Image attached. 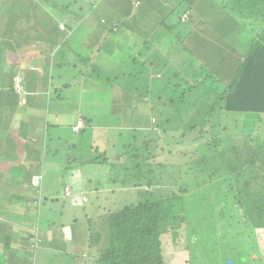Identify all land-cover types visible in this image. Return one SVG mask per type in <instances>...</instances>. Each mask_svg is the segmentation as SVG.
I'll return each instance as SVG.
<instances>
[{
    "label": "trees",
    "instance_id": "16d2710c",
    "mask_svg": "<svg viewBox=\"0 0 264 264\" xmlns=\"http://www.w3.org/2000/svg\"><path fill=\"white\" fill-rule=\"evenodd\" d=\"M114 1L117 9H127L123 20L109 31V36L114 37L121 26L128 25L142 37L135 44L139 49L131 47L129 55L115 63V69L121 67L120 61L126 63L127 71L117 75L111 69L104 88L121 86L135 104L143 100L144 110L136 114L134 105L133 127L126 130L138 131L142 136L139 139L131 136L133 142H128L127 152L112 153V158L120 162L113 175H119L120 181L113 182L121 189L131 188L133 184L139 200L107 213H97L98 227L94 219H89L87 249L81 255L83 264H166L163 242L166 236L171 242L186 241L185 264H264V139L260 134L250 133L239 138L230 131L233 124L239 123L240 115L244 116L241 122L246 125L250 120L254 125L264 119V0H219L220 6L230 13L231 25L227 28L240 42V46L230 49L229 57L220 59L224 69L233 65L228 74L212 63L210 54H204L202 62L193 59L191 49L206 37L193 39L195 26L202 25L197 19L191 20L190 0H139L138 12L131 17L128 15L132 0ZM185 1L190 3L187 9L178 11L177 5ZM197 2L199 0L194 1V5ZM94 5L95 2L87 10H93ZM65 10L67 15H77L76 10L69 11L66 7ZM72 26L68 24L69 28ZM83 27H87L86 24ZM96 41L91 40L92 45ZM154 49L159 53L153 62L148 59L151 72L165 75L166 83H160L159 87L155 82L154 89L148 78L141 89L132 67L146 66L143 58L146 55L150 58ZM15 84L18 89L16 79ZM3 92L0 87V97ZM157 102L163 107L160 113L154 109ZM195 108L200 113L197 114L199 121L182 130L165 129L170 122H179V114ZM156 115L164 116L160 117L164 127L157 124ZM246 117L250 120H244ZM2 121L7 125L0 113V125ZM152 125V130L141 128ZM153 132L154 136L149 137ZM81 139L87 143L88 133L82 132ZM191 145L195 149L190 148ZM159 148L167 150L165 160L157 159L156 149ZM65 154L74 160L68 151ZM107 155V151H102L85 161L93 163L99 158L103 161ZM184 176H188L189 187L183 185ZM22 180L19 173L12 182ZM206 180L210 182L205 184ZM65 186L69 184L61 187L62 194ZM33 211L37 216L26 230L23 248L17 251V256L6 251L5 258L0 256V264L3 259L4 264H27L25 253L34 255L35 248L46 243L42 238L44 226L53 235L59 228L64 230L57 207L48 215L45 209ZM6 213L2 215L5 222L0 223V231L7 227L5 231L13 236V226L17 225L15 221L10 222L9 212Z\"/></svg>",
    "mask_w": 264,
    "mask_h": 264
},
{
    "label": "crops",
    "instance_id": "0c3cea01",
    "mask_svg": "<svg viewBox=\"0 0 264 264\" xmlns=\"http://www.w3.org/2000/svg\"><path fill=\"white\" fill-rule=\"evenodd\" d=\"M104 1L102 0L91 11L85 10L84 18L82 16L78 20V12L82 10L78 0L77 15L69 14L67 22L61 19H48L49 27L32 18V14L45 18L44 8L40 4H34L32 0L29 2L31 8L28 12L31 16L22 12L25 17L24 22L16 19L15 23L17 24L14 27H8L5 25L3 17H0V23H3L0 25V44L3 45V48H0V87L4 89L0 97V113L4 115L7 123L6 125L2 121L0 125V132L2 131L0 133V168L2 162L12 159L18 162V171L23 176L20 183L13 181L12 192L8 193L7 200L3 199L4 202H0V223L5 222L2 215L7 214L6 211L9 212V220L18 219V222H21H15L17 229L14 228L12 232L13 236L11 237L14 238L16 233L20 241L15 246L12 245V242L6 244V240L11 234L5 231L7 227L0 231V245L7 246L8 254L17 256V251L23 248L24 243L21 242L27 236L26 230L34 224L37 214L34 211L30 213L27 211L38 208L42 211L43 200L46 202L47 199H50L53 202L55 199L51 197L52 190L49 187L44 188L45 194L42 197L39 196L40 191L37 192V187L31 184L32 177L41 176L44 180L45 176H51L49 172H52L53 165L57 166L60 162L67 163V161L69 163L71 159L67 156L68 154H65L66 151L70 153V156L73 155L75 162H80L85 157V160L96 157L99 155L100 149L101 152L105 151L113 144V141L107 139L109 135L111 138L120 136V130L124 131L133 127L132 121L131 127L128 128L127 122L123 120L124 113L128 112L127 91L116 85L115 92L117 95L122 94L123 98L116 100L112 99L113 89L104 88L97 91L94 86H96L95 81L98 82L101 79L109 81V70L101 68L108 66L111 61L107 60L106 56L113 54L111 56L113 58L116 54L115 51L119 49L123 51L124 57L128 56L129 50L139 49L135 44L139 43L142 35L125 25L119 28L117 35L110 37L109 31L116 29L117 25L121 23L127 8L117 9L116 5L113 7L114 9L105 11L99 7ZM139 3V0L131 1L132 8L128 17L138 12ZM34 6L36 8H33ZM71 23L73 26L69 28L68 24ZM25 24H29L31 29L34 28L30 35L25 34L28 42L22 40L17 42L14 38L15 42L10 45L11 38L6 35L8 29L14 32L22 31V26ZM60 24L64 25L63 29L59 28ZM83 24H86L87 27H83ZM79 29H83L84 34L80 38ZM94 39L97 41L95 45H92L91 40ZM30 58L35 61L31 62ZM75 58L76 60H74ZM148 59L151 62L154 61L146 55L142 63L146 61L144 64L147 65L148 62L149 65L150 60ZM119 64L121 67L116 69L115 66L113 67L118 73L127 71L126 63L120 61ZM148 74L151 78L159 76V73L153 74L151 70ZM101 76L103 77L101 78ZM15 79L19 80L18 89L15 88ZM54 80L64 88L55 86ZM77 80L82 82L81 87L77 92H71L70 95L67 91V89L71 90L68 82ZM122 100L123 104L117 102ZM129 104L131 107L136 105L132 100L129 101ZM98 114H105L110 118L105 120L102 117H96ZM97 118H101V120L98 121ZM79 119L84 121V127L78 131H72L71 128ZM67 126H69V131L65 136H68L63 137L62 130ZM111 128H117L114 129L117 131H112L115 134L108 131ZM82 132L88 133L87 143L91 144V147L81 139ZM72 143L76 146L71 147ZM95 147L99 150H96ZM70 169L73 170L69 176L72 182L70 184L75 187V197L81 199V196H85L81 172L77 165H72ZM44 173L46 175H43ZM43 185H48V181ZM18 192L30 194L29 203H18L24 196L14 197L13 194ZM90 192L92 193L91 198L101 194V191L96 188L90 189ZM72 193L73 188L71 187ZM9 196H13V198L8 200ZM44 206H47V202ZM21 224L24 227H21ZM20 229L24 230L20 231ZM42 232V238L46 243L48 239L53 240L50 229L44 226ZM61 238L65 239L62 233ZM18 256L20 255L18 254Z\"/></svg>",
    "mask_w": 264,
    "mask_h": 264
},
{
    "label": "rangeland",
    "instance_id": "374dc122",
    "mask_svg": "<svg viewBox=\"0 0 264 264\" xmlns=\"http://www.w3.org/2000/svg\"><path fill=\"white\" fill-rule=\"evenodd\" d=\"M93 1L95 2L94 6L102 2L101 0H79V5L81 6L82 10L79 11L78 14L83 16L84 18L85 13H86L85 10L91 9L89 7L94 3ZM194 1L196 2V0H190L191 4L193 5L192 10L190 11L191 20L193 21L194 19H197L198 21L201 22L202 26H199V27L195 26V29L192 31L193 39L197 41L202 35L206 37V39L204 42H202L201 40L198 43V45L195 46V48L193 47V49H191V51L193 52L192 57L194 60L202 62L204 61L202 60L203 55L210 54V59L212 60V63L215 62L219 66V68L222 69V72L224 74L225 73L228 74L233 70V65L229 64L228 65L229 69H224L222 67V62L220 59L229 57L231 53L230 49H232L233 46L235 47L240 46V42L238 41V36L233 31H230V29L227 28L228 26L231 25L230 18H229L230 13L225 8L220 6L221 2L219 0H199V2L195 3V5H194ZM29 2L30 0H0V17H3V20H5V25H7L8 27H14V25L17 24L15 23L16 19L24 22L25 17L23 16L22 12L24 13L26 12L27 16L28 15L31 16V14L28 13L31 8L29 6ZM32 2H34V4H40L45 10V16H44L45 18L35 15V14H32V18H34L36 21H39L42 24H46L47 27H49L50 24L48 22V19L49 20H52L53 18L61 19L67 22L69 15L66 14L67 11L65 10V7L68 8L69 11L76 10L78 0H32ZM114 2H115L114 0L104 1L102 4L99 5V7L105 11L112 10L114 9L113 8ZM189 4L190 3H188L187 1L182 2L181 4L177 5V10L178 11L185 10L187 9V6ZM173 5H175V3ZM33 8H36V7L34 6ZM2 24L3 23H0V25ZM192 26L194 27V25ZM33 29L34 28L31 29L29 27V24L28 25L25 24V26H22V31L16 30L14 32L8 29L6 35L9 38H11L10 45H12L13 42H15L14 38L16 39L17 42L21 40L23 42H28V40L25 38V34L30 35ZM78 34H79V38L80 36H83L84 35L83 29L82 30L79 29ZM77 42H80V41L77 40ZM0 48H3V45L0 44ZM196 48H198L197 51H196ZM158 53L159 52H157L156 50L155 52H153L152 50V55H151L152 57L150 58L154 60L155 57H158L157 55ZM123 54H124L123 51H116V54H114L116 55L115 58L111 57L113 54L106 56L107 57L106 59L107 60L109 59L111 61L109 62L108 66H103L105 70L107 69L111 72V69H112V71H114L115 74H120V72L118 73L113 67L115 66L114 62H118L120 58L122 60V58L124 57ZM94 58L96 59L97 57H94ZM29 60L31 62L35 61L33 58H30ZM74 60H76V58ZM138 61H139V58H138ZM132 68L134 69L132 70L133 71L132 73L134 72L141 73L139 75L136 73L135 79L137 78L138 80L137 86H139V88L141 89L144 88L145 80L150 77L148 73H149V70H151L152 66H149L147 62L146 66L144 65L142 66L141 64H139V65H135V67H132ZM235 68L236 67H234V70ZM102 77L103 76H101V78ZM155 78H157V80ZM149 81L155 89V85H156L155 82H157L158 86L160 87V83L162 82L166 83V78H165V75H162V73H160L159 76H155L152 78L150 77ZM54 82H56L55 86H58V87L61 86L60 84H58L56 80H54ZM68 83L70 84L69 88H71V90L67 89V91L69 92L70 95H71V92H77L80 89L81 84H82L80 80L73 81V82L71 81ZM95 83H97V85L94 87H96L95 89L98 91L99 89H103L104 87H106L108 84V81H106L105 79H101V81H98V82L96 81ZM132 87L133 85L130 88ZM60 88L63 89L64 87L61 86ZM115 88H116L115 86H113L112 88L113 89L112 99L114 98L116 100H118V98L123 99L121 96L122 94L117 95V93L115 92ZM75 99H78V98L75 97ZM153 99H154V93H153ZM130 100H131V95L128 94L127 95L128 112L126 111V113H124V116H123V120L127 122L128 128L131 127V118H133V116L138 114L137 111L144 110L143 100H140L136 103V106H137V108H135L136 114L134 113L132 115L130 111L133 110V107H131V104H129ZM117 102H120V104H123V100L117 101ZM157 104L154 109H157L158 112L160 113V108L163 109V107H160V104L158 102ZM161 112H165V111L161 110ZM197 114H200V113L196 110V108L191 109L190 111H186L183 115L179 114V119H180L179 122L172 121L168 124V127H165V129L167 130H169L168 128H174V129H179V130L185 129L191 126L196 121H199L200 115H197ZM96 117H102L105 120H108L110 118V116L107 117L105 114H98L96 115ZM157 117H158L157 124H160L162 127H164L163 125L164 123L161 122V119H160V117H164V116L161 115ZM114 118L116 119V117ZM238 118H239V123L237 124L234 122L236 126L233 124L232 125L233 129L230 130L231 132H234L235 136L241 138V136L244 133L260 134L261 137L264 139V119L261 122L257 121V123H255L254 125H251L254 121H251L248 117H246L244 120H250V124L246 125L241 122L244 116L240 115ZM97 120L99 121L101 120V118H97ZM82 122H83V127H84V121L82 120ZM152 122H153V119H152ZM227 124H229L230 126L232 123L230 122ZM153 126L154 125H152L151 127H147V126H142V127L139 126V127H141L142 129L145 128L146 130H150V129L152 130ZM114 129H117V128H111L108 131H111V132L117 131ZM68 131H69V126H67L66 128H64V130H62V136L64 137L68 133ZM112 134H115V132H112ZM175 134L178 135L179 133L176 132ZM132 135H136L138 139L142 136L141 133L138 131L136 133H133L131 131L127 132L126 130H124V132L123 130H120V136H112L111 138L109 135L107 139L111 140V142L113 141V144L107 150H105L109 153L110 156L107 155L103 161L101 160L102 158H99L97 162L86 163L85 161L86 157H85V158H82L80 162L78 161L75 162V160L73 161L70 160V162L68 163L67 161L68 166L66 162H60L57 166L53 165L52 172L51 173L49 172V175L51 176L50 177L45 176L43 178L44 180H42L41 187L36 188V190H38L37 192L40 191L38 195L41 197L45 194L44 193L45 187H49L52 190L51 197L52 198L54 197L55 200L51 202L50 199L49 200L47 199L46 200L47 206H44L46 202L43 200L41 204L42 206L41 209L42 211L43 209H45L46 214L48 215V212L53 213L55 207H57V212L60 213L62 217L61 221L64 222L65 228L63 231H61L60 228L58 229V231L57 230L55 231L54 235L52 236L53 238L55 236L54 238L55 241L48 239L49 242L47 241V243L45 244L40 243V245H38L35 248L34 255L30 253H25L23 257L24 259H26L27 264H31V263L32 264H83V259H82L83 257L81 255H84L85 248L87 249V241H86L87 234L86 233H87V226L89 223V219H94L95 225L96 227H98L100 220L97 217V213L99 212L107 213L113 209L122 208L123 205L127 203H130V202L136 203L139 200L138 190L135 189V187H133V184H130L131 188L125 187L121 189L120 187L117 186V182H113L116 179L117 181H120L119 175L118 176L116 175L115 177H113V175L115 174V169L117 167V164H119L120 162H117L115 159L112 158V156H114L115 154L114 152L118 153L121 150H124V152H127L126 150H129V147H127V145L129 144L128 142L130 143L133 142L131 140ZM153 136H154V132L151 133L149 137L152 138ZM161 139H163V137ZM188 148H185V149H188ZM190 148H194V145H191ZM100 150H99V153H101ZM156 151L158 153L157 159L165 160V153L167 150L159 148V149H156ZM17 157L19 156L17 155ZM1 164H2V167L0 168V190H1L2 197H0V202H1V198L4 200H7L6 197L8 193L10 191L12 192L13 190L12 180H14L19 174V171H17L18 162H15L14 160L9 159L8 161L5 160L4 163L2 162ZM72 165H77L81 172L80 175L82 177L81 178L82 184L84 185L83 191H85V196H81V199L80 197H75V191H74L75 187L72 186V184H70L71 181H70L69 176L73 172V170L70 169ZM193 169H195V167ZM119 174L123 175V172L120 171ZM43 175H46V173H44ZM76 175L78 176V173H76ZM187 179H188V176H184V179L182 180V182H183V185L186 184V186L189 187V184H187L188 183ZM46 180L48 181V185H43L45 182H47ZM130 182L132 183V181ZM130 182H128V184ZM207 182H210V180H206L205 184ZM64 184H70L69 186L73 188V193L71 195H68L65 191V188L69 186H65L63 195L66 197L62 195L61 187ZM95 188L99 189V191H101V194H98V196H93L91 198L92 193L90 192V189H95ZM173 188L176 189V187H173ZM111 190H114V192H111ZM70 191H71V188H70ZM189 193H192V190H190ZM189 193H186V194H189ZM22 195L24 196L20 198L18 203H25V204L29 203L28 201L31 197L30 194L22 193V192L13 194L14 197H19V196L21 197ZM13 196H9L8 200L13 198ZM27 212L30 213L32 212V210L30 209ZM52 216L54 217V214H52ZM13 221L14 220H10V222H13ZM15 222L21 223V222H18V219L15 220ZM13 227L17 229V226H13ZM21 227H24V225L21 224ZM22 230L24 229H20V231ZM61 233L64 234L65 236L64 240L61 238ZM11 236L8 237V239L6 240V244L7 243L11 244L12 242V245L15 246L16 243L20 242L16 233H15L14 238ZM164 240L165 241L163 242H164V254H165L166 264H185L186 259L188 257V252L186 251V245H185L186 241L184 242V240H178L177 242H171L168 236L164 237ZM22 243H26V242L22 240ZM6 251H7L6 246L0 245V256H2V258H5L4 254ZM1 262L2 264H4L5 259H3Z\"/></svg>",
    "mask_w": 264,
    "mask_h": 264
},
{
    "label": "built area",
    "instance_id": "2783aa9c",
    "mask_svg": "<svg viewBox=\"0 0 264 264\" xmlns=\"http://www.w3.org/2000/svg\"><path fill=\"white\" fill-rule=\"evenodd\" d=\"M59 28H60V29H63V28H64V25L60 24V25H59ZM16 81L18 82L19 80L16 79ZM81 127H83V122H82L81 119H79V120L77 121L76 125H75L72 129H73L74 131H76V130H78V129L81 128ZM38 179H39V177H36V178L34 179V182H35V181H38ZM65 191H66V193H67L68 195L71 194V191H70V188H69V187H66V188H65Z\"/></svg>",
    "mask_w": 264,
    "mask_h": 264
},
{
    "label": "clouds",
    "instance_id": "9594fccd",
    "mask_svg": "<svg viewBox=\"0 0 264 264\" xmlns=\"http://www.w3.org/2000/svg\"><path fill=\"white\" fill-rule=\"evenodd\" d=\"M36 177H39V179H38V181H35V182H34V179H35ZM31 180H32L31 184H32L33 186H35V187H37V188H40V187H41V181H42V177H41V176H35V177H32Z\"/></svg>",
    "mask_w": 264,
    "mask_h": 264
}]
</instances>
